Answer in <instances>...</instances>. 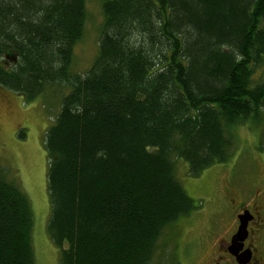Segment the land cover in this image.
<instances>
[{
	"label": "trees",
	"instance_id": "1",
	"mask_svg": "<svg viewBox=\"0 0 264 264\" xmlns=\"http://www.w3.org/2000/svg\"><path fill=\"white\" fill-rule=\"evenodd\" d=\"M87 3L0 0V88L67 92L45 134L61 264H152L202 206L175 160L198 177L230 161L239 127L264 125V0H100L98 54L80 75ZM8 175L0 166V264H36L31 204Z\"/></svg>",
	"mask_w": 264,
	"mask_h": 264
},
{
	"label": "rangeland",
	"instance_id": "2",
	"mask_svg": "<svg viewBox=\"0 0 264 264\" xmlns=\"http://www.w3.org/2000/svg\"><path fill=\"white\" fill-rule=\"evenodd\" d=\"M87 17L84 36L74 49L71 68L80 75L86 73L98 54L103 24L100 0H88ZM63 95L48 92L26 101L21 95L0 88V166L6 167L8 178L19 185L30 201L36 264H61L60 250L53 244L47 229L51 206L45 134L60 110ZM263 130L264 125L239 127L235 131L236 147L230 161L216 164L198 177L190 176L185 161L175 160L177 179L189 197L202 206L190 219L179 221L165 231L152 264H193L198 257L200 261L203 259L201 245L214 234L219 195L228 182L247 196L254 193L256 186L264 185V152L259 149ZM20 132L24 133V139L19 138Z\"/></svg>",
	"mask_w": 264,
	"mask_h": 264
},
{
	"label": "flooded vegetation",
	"instance_id": "3",
	"mask_svg": "<svg viewBox=\"0 0 264 264\" xmlns=\"http://www.w3.org/2000/svg\"><path fill=\"white\" fill-rule=\"evenodd\" d=\"M219 197L214 234L193 264H264V185L247 196L228 182Z\"/></svg>",
	"mask_w": 264,
	"mask_h": 264
}]
</instances>
